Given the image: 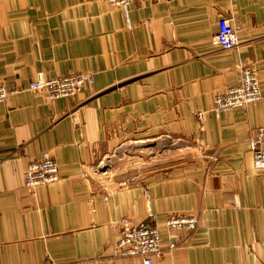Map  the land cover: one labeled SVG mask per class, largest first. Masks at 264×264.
<instances>
[{
  "label": "crops",
  "instance_id": "crops-1",
  "mask_svg": "<svg viewBox=\"0 0 264 264\" xmlns=\"http://www.w3.org/2000/svg\"><path fill=\"white\" fill-rule=\"evenodd\" d=\"M222 16L238 27L231 50L215 42ZM131 21L104 0H0V82L25 89L0 104V264H143L116 254L115 221L149 211L165 249L154 264H264V170L248 141L264 128V0L138 1ZM242 65L257 68L262 98L216 114ZM81 70L95 81L71 97L27 90ZM162 137L199 154L142 184L98 179L123 144ZM45 151L60 179L29 190L24 171ZM190 212L199 226L169 250L167 218Z\"/></svg>",
  "mask_w": 264,
  "mask_h": 264
},
{
  "label": "built area",
  "instance_id": "built-area-1",
  "mask_svg": "<svg viewBox=\"0 0 264 264\" xmlns=\"http://www.w3.org/2000/svg\"><path fill=\"white\" fill-rule=\"evenodd\" d=\"M108 4L120 9L125 17L127 27L131 28L132 5L138 1L160 3L169 0H104ZM215 42L223 50H231L239 45L238 27L233 18L222 16L218 21V31ZM95 74L91 71H70L65 75L33 79L27 90L42 92L48 99L54 100L61 97H71L81 91L88 84H93ZM25 89L9 87L5 82H0V104L5 103L13 93ZM262 98L260 78L258 70L253 65H242L239 69V79L235 85L218 92L214 96L213 111L220 114L223 111L247 107ZM202 119V113H199ZM249 145L253 152L254 166L264 170V128L259 127L249 137ZM98 170V166L96 167ZM60 179L59 164L51 151H45L40 159L31 160L24 171V186L34 190L40 185L54 183ZM138 180L132 176L128 181L123 180L119 187L130 186ZM148 191V186L145 188ZM201 217L196 212L171 213L165 222L169 231V250L176 249L178 244V232L181 230L194 231L199 226ZM119 227V234L115 245V251L121 257H140L143 264H154L156 258L165 252L162 246V229L155 220V214L149 211L147 217L134 222L129 218L115 221ZM35 264H66L52 257Z\"/></svg>",
  "mask_w": 264,
  "mask_h": 264
},
{
  "label": "rangeland",
  "instance_id": "rangeland-1",
  "mask_svg": "<svg viewBox=\"0 0 264 264\" xmlns=\"http://www.w3.org/2000/svg\"><path fill=\"white\" fill-rule=\"evenodd\" d=\"M193 148V145L187 147L186 143H179L170 137L127 142L97 165L96 175L109 189L132 176L142 184L140 176L168 173L178 161L199 154Z\"/></svg>",
  "mask_w": 264,
  "mask_h": 264
}]
</instances>
